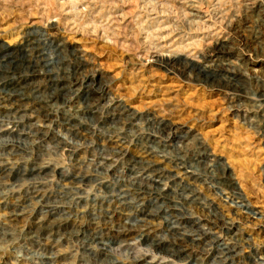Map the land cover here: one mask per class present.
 <instances>
[{
  "label": "rangeland",
  "instance_id": "1",
  "mask_svg": "<svg viewBox=\"0 0 264 264\" xmlns=\"http://www.w3.org/2000/svg\"><path fill=\"white\" fill-rule=\"evenodd\" d=\"M31 48L40 55V65L46 61L49 73L27 82L39 86L52 76L56 81L45 90L56 99L50 107L26 112L19 124L0 118V137L10 141L0 147V264H41L33 250L40 217L43 229L53 221L60 233L71 231L56 235V255L48 264H109L97 245L85 251L77 235L89 227L110 232L104 203L118 197L114 182L126 175V159L146 156L136 140L118 142L108 133L107 125L114 121L122 132L150 128L162 133L164 125L162 135L170 136L168 142L157 139L162 153L153 152L155 157L168 162L171 153L184 147L195 168L224 167L239 198L210 182L196 189L205 209L175 202L166 212L160 203L126 196L119 216L125 229L136 230L140 220H147L140 212L149 210L156 217L150 220L151 239H164L166 227H176L195 240L167 255L166 242L157 246L161 254L134 249L131 241L112 243L116 251L107 254L109 259L193 264L200 256L202 264H217L214 246L225 244L232 249L227 264H264V126L259 124L264 116V0H0V83L13 68L6 63L32 54ZM64 59L78 64L72 84L62 81ZM13 90L0 84V96L5 94L10 108H16ZM38 130L44 136H35ZM175 132L184 137L181 144L172 142ZM50 139L59 141L53 152L47 150ZM109 140L123 161L106 162L97 175L93 162L98 160L90 149ZM13 148L19 154L14 159L8 156ZM162 166L168 169V163ZM73 170L83 173L85 181L63 193L61 181ZM47 202L51 205L44 206ZM213 215L222 219L216 225L209 222L208 230L207 216Z\"/></svg>",
  "mask_w": 264,
  "mask_h": 264
},
{
  "label": "bare ground",
  "instance_id": "2",
  "mask_svg": "<svg viewBox=\"0 0 264 264\" xmlns=\"http://www.w3.org/2000/svg\"><path fill=\"white\" fill-rule=\"evenodd\" d=\"M34 50H36V49L31 48V49H29V51H32L33 52L32 54H25L24 53L25 55H23L22 57L21 56L15 57L12 62L6 63V66L12 65L13 68L11 71L9 70V71L4 72L6 75L4 74L5 77L2 80L3 82L0 83L4 86H8V87L13 88L14 90H13L12 94H14L15 96H13V95L12 96L16 99V100L14 99L15 105L11 104L12 107L16 106V108H10L9 105L7 106L5 104V101L7 100V99H5V96H4L5 94H3V96H0V118L11 119L13 121V123H15V125L22 122L21 119L23 117L27 116L26 112H28L29 110L38 111L39 109L42 110L43 108L50 107L51 106L50 102L54 103V101L56 99L54 97L55 95L50 94V93H46V90H45L46 84L49 86V85H51L52 81H54V82L56 81L52 78V76L44 77L45 81H43V83L39 86L34 85L33 81L27 82L28 78H31L32 76H36V74H38L40 72H41V74H48L49 73L46 69H44V66L46 65V63H45L46 61L45 62L43 61L42 65H40L41 64L40 63L41 59L39 58L40 55L39 54L36 55ZM165 56L161 55V56H159V58L162 59V58H165ZM42 59H44V58H42ZM22 62L25 64L22 65ZM18 66H21V67H18ZM40 66H41V68H38L39 70L35 69V68L40 67ZM77 67H78V64L76 62L74 63V62H71L69 59H64L62 61L61 67H60L61 75L63 77L62 81L67 82L66 84H72V82L75 81V80H73V78H77V74H79L78 73L79 68H77ZM45 68H46V66H45ZM204 68H207V71H206V74H207L209 71V66L206 67L204 65L203 69ZM6 69H7V67H6ZM62 77L60 76V78H62ZM206 77H207V75L205 76V78ZM58 79H59V77H58ZM36 83H37V81H36ZM44 84H45V86H44ZM56 93H57V91H56ZM57 97H58V95H57ZM116 116L120 117L122 115L119 114ZM112 120L114 121L113 118H112ZM120 120L122 122H126L122 119H120ZM149 121H150V119H149ZM65 122L66 121H64V123ZM69 124L70 123H66L65 125H69ZM114 124H118V123L114 121V123H110L107 125L110 129L108 133L112 134L116 138H118L119 139L118 142L120 140H126L128 138L132 141L136 140V145H138V144L142 145V147H143V150L141 149L142 153L144 155L146 154V156L144 157V159L139 157L140 158L139 160L126 159L125 164H124L126 172H127L126 175L122 174L123 176H121L119 179H117L116 182L113 181L114 185H116L118 190L120 189L118 197L112 203L111 202H105L104 203L106 213L109 214L108 215V222L106 225H108L110 232L109 233L106 232V234H105L103 232H97L96 230L92 229V227H89L88 229L84 228V230L80 234L77 235V237L79 239H81L83 249L85 251L90 250L92 247V244H95L101 249L100 254L103 256H106L104 259L107 258L106 260H109V264H123L120 261H116V260H112L111 258L110 259L108 258L107 254H110L111 252L116 251L110 247L112 243H117L116 244L117 246H121L126 241H131L132 245L133 244L135 245L134 249L135 248L144 249V250L147 249L148 251H150L152 253H155V254L160 253L161 254L162 252L157 249V246L161 242H166L168 245H167V249H165V252H166L165 254L167 255V254L179 253L180 252L178 250L179 247H181V246L186 247L187 245H189L190 241L195 240L192 236L188 235V233H185V232L180 231V230H175V229H177L176 227L175 228L174 227H171V228L166 227L167 235H165L166 237H164V239H161L159 237H156L159 239V241L151 239L150 236L154 234L153 233L154 231L152 230V227H151L152 226L151 221L155 217V215H154L155 213H154V211L152 213V211H149V210L147 212L146 211L143 212V210L140 212V215L147 216L146 217L147 220L146 219L144 220V218H143V220H140L139 225L134 227L136 230L132 231L131 226H130L131 229L130 228L125 229L124 227L126 226V224H124V222H122V220L119 218V216L122 213L121 211L124 210V208L126 207V206H124L125 204L123 201L126 198V196H128L129 198H132V199L134 198V199L146 200V201L151 202L153 204L154 203H160L161 204L160 208L163 207V211H166V212L169 210H172L174 208L173 206L171 207V205L175 202H179L185 207L186 206L187 207L198 206L200 209H205L206 203L202 199L200 202H197L198 194H197L196 189H197V187H200L202 185H206L207 183L210 182L211 184H215L216 188L225 191V193L228 194L230 196V198H233V199L236 197H237V199L239 198L237 196L238 195L237 193H235L237 195H236V197H234V193L232 191V188L229 187V185L231 183L230 181H232L233 179H232V176L226 171V169L224 167L214 165V164H209V165H205L204 167H202V169L195 168L197 166L196 163L190 164L186 160V153L187 152L185 151V148L183 147L180 151H178L180 149L181 145H179L177 147L176 151H178V152L171 153V155L168 156V159H169L168 162L166 160H162L160 158L155 157L153 152L162 153V151H159L156 149V146L158 143H160L159 141H157L158 138L162 139V140L165 139L164 136L162 135L166 129V127L164 125L161 127V129H159L162 132V133H160L159 131L155 132V131H153V129H150V128H146V129L140 128L139 131H137V132H132L129 130L122 132V127L121 126H114ZM259 124H260V126H264V116H262V118L259 120ZM147 125H149L148 121H147ZM69 129H70V125H69ZM69 129H65V130H67V132H68ZM102 130H103V132L107 131L105 128L100 129V131H102ZM167 130L170 132V128H168ZM34 132H36L35 136L36 135L38 137L44 136V134L41 135L42 132H40L39 130L34 131ZM262 133L264 135V130H262ZM19 136H25V134L22 133ZM169 136H170V134L168 133V135L166 137L167 142H168ZM2 137H0V147L4 146L5 144L10 143V141H8V139H7L8 137L7 138H4V137L2 138ZM65 137H67V135L64 136V139H65ZM9 138H11V137H9ZM102 139H105V138H102ZM166 139L164 141H166ZM182 139H184V137H181L180 135L178 137V134H176V132H175V135L173 136L172 142H175L177 144L178 143L181 144L180 142L182 141ZM50 140L52 141V139H50ZM11 141L18 142V143L21 142L22 144L24 143V141L20 140V139H18V140L14 139ZM52 142L53 143H51V146H49L50 149L47 148V150L50 152L54 151L52 149H57L56 147H58V144H59L58 140H55ZM33 143H35V142H33ZM22 148H24V147L22 146ZM13 149H16V148H13ZM16 150H14V151L11 150L14 152L13 154H10V152H8L9 153L8 156L13 158V159L18 157V155H19L18 150L17 151ZM90 150H91V153H93L94 157H96V159L98 160L97 163L93 162V164H95V167H96L93 171L97 172V175H102V172H98L99 169H97V168L102 167V165L106 164V162L114 164L118 160L123 161L122 154L120 153V151H117L115 143L112 142L111 140H109L107 143L102 144V146H100L99 148H92L91 147ZM163 153L165 155H168L167 152H163ZM4 154L6 155L7 153H4ZM146 158H148V159H146ZM4 160L8 164V162L10 161V158L7 157ZM165 163H168V169H165L162 166ZM34 168L31 171H34L35 170ZM36 170H43V168L37 166ZM81 170H84V167H81ZM263 174H264V170H263ZM36 177L38 179L39 176H36ZM153 178H156V180L154 181ZM84 181H85L84 180V174L78 173V170L77 171L73 170L72 172H69L68 175H66V177H64V179L61 181L62 192L68 193L71 191V189L74 188L73 185L80 184ZM198 181H199V183H197ZM65 184L68 185L67 188L64 187ZM112 186H113V184H112ZM228 190H229V192L227 193ZM39 192L40 191H38V188H37L36 195L40 194ZM49 205H51V204H48V202L46 204H44V206H49ZM21 210L19 212H21ZM12 215L20 216L21 214L19 215V213L13 212ZM215 215H217V214H215ZM125 216H127V215H124V217ZM172 217H174V216H172ZM207 218H208V220H206V221H208L209 225L206 224L205 226L208 230H211V225H210L211 223L213 225H216L218 223V222H216L217 218L219 220L222 219L220 216H214V215L213 216H207ZM41 221H42V218L40 217L37 221L39 226H36V228H35L36 231H34L36 233V239H38V241L36 243V250L35 249H33V250L35 251L36 256L40 260L41 264H45V263L48 264L54 260V256L56 255V251L53 250V248H56L55 247L56 243H59V241L56 239V235H60V236L70 235L71 231L69 230V231H64V232L60 233V229H55V227H52V225L54 224L53 221L49 222L47 224L48 227L51 226L50 228L47 227L48 229H43L45 226L44 227L40 226ZM209 222H211V223H209ZM64 229H66V226H64ZM43 230H47L48 234L47 235L44 234V232H42ZM163 240H166V241H163ZM214 247H217V249L213 248L216 251V253L213 257L214 259L215 258L217 259V261L215 260V262H217V264H227L226 259L232 258V255H229V252H232V249L227 248V246H225V244L223 246L216 245ZM209 252L210 251L206 250V253H209ZM218 255L220 257H218ZM133 259H134L133 264L136 262H139V260H137L136 258H133ZM260 259L264 261V257H261ZM203 261H204V258H201L199 256L196 259H194L193 264H202ZM94 264H97V263H94ZM150 264H153V263L151 262Z\"/></svg>",
  "mask_w": 264,
  "mask_h": 264
}]
</instances>
